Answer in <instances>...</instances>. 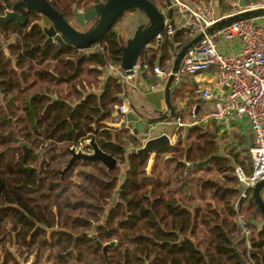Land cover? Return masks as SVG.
Wrapping results in <instances>:
<instances>
[{
	"label": "trees",
	"instance_id": "obj_1",
	"mask_svg": "<svg viewBox=\"0 0 264 264\" xmlns=\"http://www.w3.org/2000/svg\"><path fill=\"white\" fill-rule=\"evenodd\" d=\"M47 1L66 20L75 3L93 2ZM149 1L165 9V0ZM11 6L12 0H0V16ZM40 18L31 13L25 25L0 22V264L31 258L34 264H116L123 232L145 235L184 264H264V217L251 192L235 210L242 192L237 166L220 162L205 129L181 130L148 172L151 155L141 152L137 137L108 127L123 122L119 111L130 97L107 73L109 64L121 63L126 44L114 30L120 18L89 50L47 43ZM170 50L168 42L146 48L139 63L154 67L159 60L164 68ZM87 140L119 164L107 169L77 161L72 170H88L78 185L67 180L72 170L64 178L62 171L69 149ZM247 162L251 175L250 156ZM243 213L248 238L238 224Z\"/></svg>",
	"mask_w": 264,
	"mask_h": 264
},
{
	"label": "built area",
	"instance_id": "obj_2",
	"mask_svg": "<svg viewBox=\"0 0 264 264\" xmlns=\"http://www.w3.org/2000/svg\"><path fill=\"white\" fill-rule=\"evenodd\" d=\"M171 3L176 19L173 16L169 18L166 14L162 32L147 47L156 49L168 42L171 50L167 65L164 68L160 65L150 67L146 62H138L134 68V77L126 76L121 63L109 64L107 72L120 79L122 84H129L141 73L153 76L155 81L148 87V91L158 94L165 89L172 76L173 64L180 51L197 36L203 35V39L183 58L174 84L180 86L185 78L214 71L213 86L197 90L202 100L213 103V108L199 112L196 106L192 107L189 111L191 123L187 124L188 127L209 125L213 122L230 126L237 119L247 120L253 137L249 148L253 171L251 175H247L242 168L235 170L237 180L242 186V192L235 202V210L238 212L242 202L249 199L254 186L264 180V25L261 19H250L234 23L212 34H208V31L230 17L246 11L264 9V0L246 6L234 1L224 13L212 3L192 4L184 0H171ZM131 112L128 107H122L119 111L124 118ZM185 125L179 120V130L184 129ZM152 138H156L155 134L151 135L150 139ZM171 140L174 146L176 142ZM146 141L147 139L142 138L139 142L144 146ZM88 147L90 146H82L80 151L88 154L91 150ZM238 224L248 238V223L239 216Z\"/></svg>",
	"mask_w": 264,
	"mask_h": 264
},
{
	"label": "water",
	"instance_id": "obj_3",
	"mask_svg": "<svg viewBox=\"0 0 264 264\" xmlns=\"http://www.w3.org/2000/svg\"><path fill=\"white\" fill-rule=\"evenodd\" d=\"M94 2V9L86 13L80 12L76 3L73 7L75 23L80 27H85V23L90 22L93 19L98 20L93 28L85 32L75 29L70 23H68L61 13L51 6L47 0H19L14 6L12 13L9 12L6 15L0 16V22L9 23L17 21L20 25H25L27 21L26 12L30 11L41 18L46 19L51 24V27H46L44 29L47 43H57L62 48L71 47L79 50H89L106 37L118 18L127 12L134 10L138 11L145 16L147 23L140 25L136 29L133 37L127 40L126 44L122 47L121 58V66L126 72V76L134 77V68L137 66L144 50L154 41L156 36L160 34L164 28L166 19L164 9L158 8L149 0H106L105 2L94 0ZM165 8L169 10L168 17L171 18L174 13L171 0H165ZM261 18H264V9L246 11L223 20L217 25L211 27L208 34L220 31L237 22ZM202 39L203 35L197 36L180 51L174 61L172 70L173 74L168 80L165 88V111H156L157 117L150 119L147 114H145L146 111L141 109V112H139L135 106L131 105L130 108L132 112L125 116V121L120 125L122 129H128L133 132L134 136H138V125L140 126L141 124H144L149 127L152 124L165 121L168 117L176 116V110L171 101V90L174 84L175 75L179 71L180 64L188 51ZM198 97L200 98L199 94ZM149 131L150 130L145 132L149 134ZM171 141V138L166 134L148 139L142 147L141 152L148 155H156L157 153L170 148L172 146ZM89 146L93 149V153L91 154L69 149L72 157L63 171V174L69 172L77 161L92 163L100 162L108 169L116 168L118 163L116 159L111 155L104 153L93 141L90 142ZM148 166L150 167V164ZM263 191L264 180L254 186L252 189V198L264 217ZM97 246L101 247V244L97 242ZM107 250L108 246L103 248L105 254L107 253Z\"/></svg>",
	"mask_w": 264,
	"mask_h": 264
},
{
	"label": "crops",
	"instance_id": "obj_4",
	"mask_svg": "<svg viewBox=\"0 0 264 264\" xmlns=\"http://www.w3.org/2000/svg\"><path fill=\"white\" fill-rule=\"evenodd\" d=\"M199 1H203L209 4L212 3L224 13L225 11H227L231 2L239 1L242 6H246L254 0ZM164 13L169 14V10L165 8ZM173 17L174 19H176V14ZM261 22L264 25V18H261ZM161 56H163V52L162 54L160 53L157 55V59ZM154 65H159V60L156 61ZM214 82V71L210 70L209 72L202 73L191 78L183 79L180 86H176L174 84L171 90V101L176 110V116L168 117V119H166L165 121L152 124L149 127L145 126L144 124H141L140 126L138 125L137 128L139 129V138L148 140L150 139L152 134H155V137L166 134L171 139H173L174 142H177V135L181 131L178 127L179 120L183 121V123L186 124L184 126V129L181 128L182 135H184L185 130L189 128L187 124L189 125V123H191L189 111L192 107L196 106L199 109V112L210 110L213 108L212 102H206L202 100L201 97H198L197 90H203L208 87H212ZM130 83L131 85L124 84L126 86H129V88H127V93H129L130 97L126 96L123 107L130 108V106L132 105L135 106L139 112H141V109H143V111H146L145 114H147L150 119L157 117L156 111H165V89L158 94H151L148 91V87L154 83L153 76L147 75L146 73H141L140 76L133 79ZM114 119L116 121L120 118L118 116H114ZM123 121H125V118ZM120 125L121 124H119V127ZM172 126H175L173 131H171ZM201 128L207 131V135L209 134L211 141L215 143L216 155L221 163H227L232 167L237 166L236 169L242 168L244 170L245 166H247L248 163L247 159L250 156L249 148L251 147L253 142V137L246 119H237L233 121L230 126H227L220 122H213L209 125H202ZM148 130H152V133L150 131L149 134L145 132ZM240 162H242L243 165H241ZM238 186L242 188L240 184ZM262 197L264 199V191L262 193ZM128 234H131V236L133 237L137 236L138 239L133 240L132 242H128L127 240L129 246L132 245V247L130 248L129 246H127L119 250L116 264H136V260L132 258L134 256V253H138V255L135 254L136 257L140 256L144 258L141 260L143 264H184L185 261L181 260L180 257H170L162 253L159 249L153 248L152 244L149 243L150 241L147 239H141V236L138 235L137 232H128ZM137 245H143L145 247H143V249L142 247L138 248L136 251L132 252L131 250L133 249V247Z\"/></svg>",
	"mask_w": 264,
	"mask_h": 264
},
{
	"label": "rangeland",
	"instance_id": "obj_5",
	"mask_svg": "<svg viewBox=\"0 0 264 264\" xmlns=\"http://www.w3.org/2000/svg\"><path fill=\"white\" fill-rule=\"evenodd\" d=\"M186 1H188L189 3H192V4H205V5H207V4H209V3H206V2H203V1H198V2H191L190 0H186ZM256 1H258V0H254V1H252L251 3H254V2H256ZM250 3V2H249ZM158 4H160L159 2H158ZM90 5H92V3H90V4H88V5H78V9H79V11H85ZM74 7V6H73ZM83 9V10H82ZM41 19V18H40ZM69 19L70 20H72L73 19V17L71 16V17H69ZM41 21H42V23H45V22H43L44 21V19H41ZM41 21H39V23L42 25V23H41ZM147 23V19L141 14V13H139V12H136V11H134V12H127L126 14H124L121 18H120V20L118 21V23L116 24V26H115V28H114V30L124 39V40H126V42H127V40L128 39H130V38H132L133 37V35H134V33H135V31H136V29H137V27H139L140 25H142V24H146ZM73 24H75V23H73ZM76 25V24H75ZM91 25L92 24H90L88 27H84V29H80V30H89V28H91ZM108 73V72H107ZM109 74V73H108ZM109 75H111V74H109ZM112 76V75H111ZM106 77H107V74H106ZM128 85H131V83H129ZM126 86L127 88H129V86ZM110 125V126H109ZM117 126V127H116ZM108 127H110V128H112V129H114V130H116V131H120V130H122L121 129V126L119 127V123H108ZM174 128H175V126H172V130L171 131H173L174 130ZM130 132H132V131H130ZM128 136H134V134L133 133H130V134H128ZM136 137V136H135ZM139 138V136H137V139ZM140 141V138H139V140H138V142ZM140 143V142H139ZM85 145H90V140H87V141H85L84 143H82V145H79L78 147H75L74 148V150L75 151H80V148L82 147V146H85ZM140 145H141V143H140ZM142 146V145H141ZM87 151V150H86ZM85 153V152H84ZM91 153H93V151L92 150H90V153H88V154H91ZM59 154V153H58ZM72 157V156H71ZM155 158H156V156L155 155H151V157H150V161H149V164H150V167L148 166V171H151V169H152V167L154 166V161H155ZM69 159V158H68ZM70 161V160H69ZM56 162V161H55ZM69 163V162H68ZM118 164L119 163H117V166H118ZM68 165V164H67ZM116 166V167H117ZM67 167V166H66ZM65 167V168H66ZM65 168H64V170H65ZM118 168H120V166L118 167ZM108 169V168H107ZM63 170V171H64ZM72 170V169H71ZM70 170V171H71ZM92 170V169H91ZM63 171H62V177L64 178L65 176H67V174H69V172H67L66 174H63ZM88 170L87 169H85V167L84 166H78V167H75L73 170H72V172L69 174V176H68V181L69 182H71V181H73V182H75V183H77L78 185H80L81 184V182H82V180H83V178H82V175H81V173H84V172H87ZM199 174H203L204 176L203 177H205L206 175V173H202V172H199V173H197L196 174V176H198ZM66 180V181H67ZM118 183H119V181H118ZM179 199L180 200H182L183 201V197H179ZM184 203H186V201H184ZM240 216V218L241 219H244L245 221H246V219H245V215H244V213L242 214V215H239ZM122 235H123V237H124V239H125V245L123 246V248L124 247H127V246H129V244L127 243V240H128V242H132L133 240H136V239H138V237L136 236V237H133V236H131V234H128V232H123L122 233ZM142 237H140L141 239H147V240H149L148 238H146V236L145 235H141ZM150 241V242H149ZM148 242L150 243V244H152V247L153 248H155V242L152 240H149ZM154 242V243H153ZM128 244V245H127ZM138 244V243H137ZM130 248L132 247V245H130L129 246ZM142 247V249H143V247H145V246H143V245H137V246H134L133 247V249L131 250L132 252L133 251H136L138 248H141ZM122 249V248H121ZM120 249V250H121ZM16 250H17V248H13V247H10V251L14 254V255H16L17 256V254H15L16 253ZM135 254L136 255H138V253H134V256L132 257V258H134L136 261V264L138 263V264H143L142 263V259H144V258H142V257H140V256H138V257H136L135 256ZM34 261H35V259L34 258H31V260H30V262H28V263H23V264H34ZM45 264H52V263H45Z\"/></svg>",
	"mask_w": 264,
	"mask_h": 264
},
{
	"label": "flooded vegetation",
	"instance_id": "obj_6",
	"mask_svg": "<svg viewBox=\"0 0 264 264\" xmlns=\"http://www.w3.org/2000/svg\"><path fill=\"white\" fill-rule=\"evenodd\" d=\"M106 1V0H105ZM104 0H101V2H105ZM19 2V0H12V6H11V8L10 9H8L7 7H4V9H5V12H4V15H6L7 13H12L13 12V9H14V6L17 4ZM77 4V3H76ZM77 5H85V4H83V2H81V3H78ZM94 6H95V2H94V0H93V2H92V5H90L85 11H80V12H82V13H86V12H88V11H91V10H93L94 9ZM79 10V9H78ZM83 10V9H82ZM31 13H33V12H30V11H27L26 12V19H28V17H29V15H31ZM74 14H73V19L72 20H70L69 18H67V21H68V23H70L75 29H77V30H79V31H82V32H85V31H88V30H80V29H84V27L82 28V27H80L77 23H75V20H74ZM41 19H44V18H41ZM41 21V20H40ZM97 19H93V20H91L90 22H86L85 23V27H88L90 24H92L91 25V28H93L96 24H97ZM43 22H45V23H42V21H41V23H42V27H43V32H44V29L46 28V27H51V24L46 20V19H44V21ZM26 23H27V21H26ZM73 23H75V24H73ZM91 28H89V30L91 29ZM46 37V36H45ZM46 41H47V37H46ZM55 44H57V43H55Z\"/></svg>",
	"mask_w": 264,
	"mask_h": 264
}]
</instances>
